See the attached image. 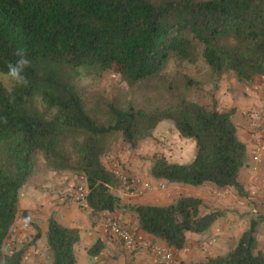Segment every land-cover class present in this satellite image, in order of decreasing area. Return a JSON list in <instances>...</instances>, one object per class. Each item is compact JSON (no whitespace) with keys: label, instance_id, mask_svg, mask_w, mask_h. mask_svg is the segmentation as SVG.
Here are the masks:
<instances>
[{"label":"trees","instance_id":"trees-1","mask_svg":"<svg viewBox=\"0 0 264 264\" xmlns=\"http://www.w3.org/2000/svg\"><path fill=\"white\" fill-rule=\"evenodd\" d=\"M24 49L32 66L27 87L7 88L0 80V260L22 264L21 253H3L18 214V193L46 169L84 177L87 206L93 213L114 212L120 186L102 163L119 138L129 148L152 137L163 121L196 145L189 164L154 157L152 178L167 183L244 189L238 177L247 158L232 118L225 111L187 98L146 109L115 101L100 111L87 109L77 85L82 71H111L133 87L163 78L170 61L196 63L200 58L213 80L233 73L239 83L264 79V0H0V74L14 53ZM6 76V75H5ZM176 78L188 91L201 84L187 74ZM174 85L167 83L171 93ZM202 203L180 197L168 206H133L140 228L175 251L187 232L202 234L222 214H202ZM264 213L250 220L236 246L206 264H264L256 232ZM38 239L36 235L34 239ZM77 229L53 218L46 233L50 264H76ZM98 241L89 250L97 256Z\"/></svg>","mask_w":264,"mask_h":264},{"label":"crops","instance_id":"crops-1","mask_svg":"<svg viewBox=\"0 0 264 264\" xmlns=\"http://www.w3.org/2000/svg\"><path fill=\"white\" fill-rule=\"evenodd\" d=\"M234 81L241 85L235 79ZM263 82L264 79L257 76L253 82L242 85V88L238 90L242 100L238 107H234L236 113L232 118L237 128V136L245 144L247 151L246 163L240 169L238 177L246 191V197L239 196L233 188H217L210 183L191 186L156 180L151 177L149 172L151 164L149 167H141L140 162L133 163L135 162L133 157L128 158L126 153H119L115 150L108 157L109 165L112 162L115 164L110 168L119 166L115 159L120 157L123 170L137 181L142 194L132 196L121 186L116 187L111 192L120 200L119 208L114 212L106 213L123 224L136 238L153 244H164L140 228L137 215L131 211V208L133 206H168L180 197H194L202 203V214L212 211L220 212L222 215L202 234L187 232L184 247L179 251L174 250L173 264H206L209 258L222 256L231 251L242 233L248 228L247 222L240 220V218L244 219L246 207L251 211V200L259 201L258 196L261 193H252L264 187V166L262 165L264 150L262 151V161H253L255 137L250 134L247 128V117L264 111ZM217 102V105L220 104V101ZM229 108L232 107H222L217 110L225 111ZM152 135L153 138L161 140L166 137L169 140L170 152L165 157L168 163L189 164L194 159L195 143L192 140L181 138L173 124L161 122L154 129ZM104 159H102V163L107 168ZM50 173L54 174H48V176L44 174L43 178L33 176L23 186L26 189L24 190L25 196L31 203L18 208L14 223L16 225L20 223V214L22 213L33 226L20 235L23 238L25 235L27 238L28 236L31 238L30 235H32L33 242L36 244L33 248L30 246L29 264H46L45 258L50 256L46 241L50 218L66 228L78 230L79 240L74 245L76 264H161L159 259L148 250H126L103 225L102 213H93L88 206L74 200L71 187L77 183L86 186L84 177L80 176L77 180V177L67 174V172ZM39 178L42 181L37 182L36 180ZM27 183L28 186H26ZM145 184L150 186L149 190L143 189ZM159 184H162L163 187H160ZM252 212L255 213L256 210L253 209ZM36 235L39 236L38 239H34ZM98 241L103 245V248L97 256L90 257L88 250ZM47 264L50 263L47 262Z\"/></svg>","mask_w":264,"mask_h":264},{"label":"rangeland","instance_id":"rangeland-1","mask_svg":"<svg viewBox=\"0 0 264 264\" xmlns=\"http://www.w3.org/2000/svg\"><path fill=\"white\" fill-rule=\"evenodd\" d=\"M177 73L187 74L188 76L193 77L195 80L199 81L201 85L198 88L196 87L186 91L178 82V79L176 78ZM233 78L236 80L234 74L228 72L223 74L219 80H213L210 76L207 66L200 58L194 64H190L188 62L177 63L172 60L168 64L163 78L160 80H154L148 84H139L130 87L125 82H121L118 75L114 72L105 71L97 75L90 74L87 71H82L80 77L77 80V85L84 96L87 109L92 111H100L104 108L105 104L109 103L110 101H115L119 106H124L127 102L130 101L136 106L151 109L157 105L162 106L165 104H175L181 98H187L195 101L205 106L209 110L213 107L220 110L222 107H238L242 100V97L240 96V92L238 90L241 89L242 85L246 83H239L241 85H238L237 83H235ZM0 80L7 88L12 85L11 80L5 75L0 74ZM167 83H172L174 85L171 93H168V91L165 90V85ZM262 86L264 88V82ZM217 101H220V104L217 105ZM249 120L250 115L247 117V125ZM164 122L173 124L170 121ZM169 146L170 143L166 137H163L160 140L158 138H153L152 135V137L139 142L135 148H129L121 141V139L117 138L113 141L110 151L105 156H103L102 159L105 158L104 162H106L107 168L109 170L111 165H113L114 163L112 162L111 165H109L110 161L108 160V157L111 156L116 150V152L119 153H126L128 155V158L133 157L135 161L133 163L140 162L142 164L141 167H149L150 164L154 161V157H163V159H165V157L169 155ZM115 160L118 162L120 167L122 164V159L120 157H116ZM37 163L39 170L38 174L34 176H40L41 178H43L44 174L47 176L48 174H54L50 173L53 171L46 169L44 160L41 156L38 157ZM262 165L264 166V161H262ZM120 168L123 169L122 166ZM147 171L148 170L146 168V172ZM67 174H71L77 177V180L80 177L71 172H67ZM41 178L37 179L36 181H42ZM78 184L79 183L71 187L72 192L76 188V186H78ZM26 186H28V183ZM24 190H26L24 187L19 190L18 208H22L25 205H29L31 203L25 196ZM245 193L246 191H244V195H238L246 197ZM259 193H261V195L258 196L259 201L251 200V211L248 207H246V214H244V219L240 218V220H244L245 222H247V227H249L251 219L255 218L259 214L264 213V187L262 189H258V191H255L252 194ZM253 209L256 210L255 213L252 212ZM19 222V224H14L11 228L9 238L4 243L3 253L5 255H11L15 252H20L22 264H29L30 258L28 253L31 252L30 246H32L33 248L36 244L35 242H33L34 240L32 235H30L31 238H29V236L27 238V235H25V238H23L20 235H22L23 232L25 233L27 229L29 230V227H31L32 225L31 222L27 218H25V214L23 215L22 213L20 214ZM256 238L258 243V250H260L264 254V222H262L258 226ZM45 260L46 264L47 262L50 263V256H48V258H45Z\"/></svg>","mask_w":264,"mask_h":264},{"label":"built area","instance_id":"built-area-1","mask_svg":"<svg viewBox=\"0 0 264 264\" xmlns=\"http://www.w3.org/2000/svg\"><path fill=\"white\" fill-rule=\"evenodd\" d=\"M248 131L255 137V146L253 149V161L260 162L264 150V111L250 115L247 125ZM117 179L119 185L132 196L142 194L137 181L127 174L119 166H113L109 169ZM163 187L162 184H159ZM144 190H149L150 186L145 184ZM88 189L84 185H78L73 191V198L76 202L87 206L86 200ZM103 225L107 231L114 236L122 246L128 251L148 250L152 252L161 262V264H173L174 250L166 244H153L136 238L123 224L106 212H102Z\"/></svg>","mask_w":264,"mask_h":264},{"label":"clouds","instance_id":"clouds-1","mask_svg":"<svg viewBox=\"0 0 264 264\" xmlns=\"http://www.w3.org/2000/svg\"><path fill=\"white\" fill-rule=\"evenodd\" d=\"M14 55L16 57L14 62H6L7 72L5 75L14 85L27 87L29 85V79L26 75V70L32 66V62L24 49H18ZM0 264H6V260H0Z\"/></svg>","mask_w":264,"mask_h":264}]
</instances>
